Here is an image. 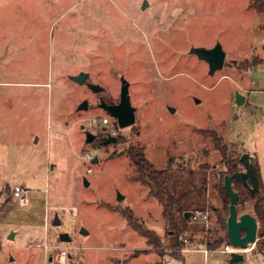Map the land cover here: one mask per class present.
Segmentation results:
<instances>
[{"label":"rangeland","instance_id":"374dc122","mask_svg":"<svg viewBox=\"0 0 264 264\" xmlns=\"http://www.w3.org/2000/svg\"><path fill=\"white\" fill-rule=\"evenodd\" d=\"M144 1L0 0V264H229L224 245L204 251L216 209L226 204L219 187L227 170L204 130L218 133L228 157H252L264 197V13L250 0ZM218 42L226 60L211 74L190 49ZM250 59L262 63L238 66ZM80 71L104 90L69 78ZM121 76L136 107L128 127L98 104L100 96L120 101ZM84 99L89 109L79 110ZM86 130L99 141L87 142ZM130 146L170 169L183 209L210 210L209 227L203 217L190 220L181 258L173 256L162 205L134 178ZM15 185L27 189V203L13 196ZM245 198L238 214L257 217L255 201ZM128 208L156 231L159 249L128 224ZM257 219L259 239L244 253L264 257ZM64 232L70 241L60 239Z\"/></svg>","mask_w":264,"mask_h":264},{"label":"trees","instance_id":"16d2710c","mask_svg":"<svg viewBox=\"0 0 264 264\" xmlns=\"http://www.w3.org/2000/svg\"><path fill=\"white\" fill-rule=\"evenodd\" d=\"M249 5L257 12L264 13V0H250ZM261 28L264 30V21L261 23ZM261 63L262 60L250 59L240 62L238 66L245 71H249L251 67ZM204 132L214 138L215 148L219 150L222 155V160L227 168L223 178L225 179L226 175H232L233 173L240 171V159L238 157H228V145L218 133L214 130H204ZM126 152L136 166L134 175L135 180L141 182L143 185H148L151 189L150 194L156 197L162 205L164 217L170 228V246L177 250L174 252L173 256L181 258L183 256L181 250L187 246L184 238L189 228L191 218L186 217L185 213L187 210L182 207L183 195L177 197L170 190V169H158L155 167L142 147L130 146ZM232 183L233 187L234 184H241L245 189L237 190L239 192V198L246 197L245 199L255 201V211L257 217L262 223L260 234L264 237V197L257 192L252 194L250 188L239 179L234 178ZM219 189L226 199V204L223 208L216 209L217 229H215L214 232H209V235L205 237L204 244L210 250L221 248L222 245L229 243L227 235V218L229 215L230 198L224 185H220ZM123 215L128 224L142 235L147 240L148 244L155 249H159L162 246V241L156 231L149 229L143 220L134 214L131 208L125 210ZM262 246L264 249V243ZM160 253L163 254V252Z\"/></svg>","mask_w":264,"mask_h":264},{"label":"water","instance_id":"95a60500","mask_svg":"<svg viewBox=\"0 0 264 264\" xmlns=\"http://www.w3.org/2000/svg\"><path fill=\"white\" fill-rule=\"evenodd\" d=\"M148 4V1L145 0L143 7ZM190 52L196 54L200 59L205 60L209 65V72L211 74L215 73L217 70L224 67L226 60V52L223 49L221 43H216L213 47L206 46H192ZM89 72L80 71L78 74H71L69 78L76 81L79 84H86L94 93H100L104 90V86L89 81ZM121 91H120V101L116 104H108L104 99H101L100 105L109 111L112 115L117 117L118 124L120 127H128L136 122V107L132 105L130 97V82L124 77H121ZM238 104H243L245 101V96L241 93H237ZM79 110L89 109V100L84 99L78 106ZM84 128V126H83ZM86 141L92 142L95 138V134L90 130H86ZM116 137L111 136L108 138L107 142H115ZM95 161L98 160L96 157ZM240 161L245 166V171H237L232 175H226L224 179V186L230 198L229 203V215L227 218V235L228 241L235 247L246 248L249 246L256 245L259 229V221L257 217L251 212L247 211L242 214H238L237 203L239 200V192L233 187V179L241 180L245 185H247L252 194H255L260 185L259 175L257 172V166L252 161V157L248 153H244L240 157ZM252 185H250V183ZM85 183L89 185V181L85 179ZM3 194V191L0 190V196ZM124 195L118 193V199H123ZM186 217L190 218L191 211H186ZM54 224H59V216L55 215ZM82 232L87 233L85 229H82ZM15 232L12 231L9 234V238H14ZM60 239L62 241H70L71 237L67 232L60 234ZM247 256L242 252H232L229 258V264H239L245 262ZM50 260L52 258L50 257Z\"/></svg>","mask_w":264,"mask_h":264},{"label":"built area","instance_id":"2783aa9c","mask_svg":"<svg viewBox=\"0 0 264 264\" xmlns=\"http://www.w3.org/2000/svg\"><path fill=\"white\" fill-rule=\"evenodd\" d=\"M13 196L19 198L20 200H22V201L25 202V203H27V202L29 201V197H28V195H27V189H26L25 187H23L22 185H15V186H14V189H13ZM202 217H203V219H204V221H205L206 226L209 227V223H210L211 219H210V210H209L208 208H204V209H199V210L193 211V212L191 213V216H190L191 220H193V221H198V222L202 219ZM184 241H185V243H186L187 246H188V244H189V240H188V238L185 237V238H184ZM234 247H235V246L232 245V244L229 242V243H226V244L223 246V248L220 249V251H222L223 253L229 254V255H230L232 252H240V251L237 250L239 247H235L236 250H233ZM188 249H189V248H188ZM204 251H205L206 253H208V252H209V249L206 248ZM242 253H243V252H242ZM67 254H68V251H67L66 249H63V250H61V252H60V257H64V256L67 255ZM247 258H248V256H247ZM247 258H246V259H247Z\"/></svg>","mask_w":264,"mask_h":264},{"label":"bare ground","instance_id":"6f19581e","mask_svg":"<svg viewBox=\"0 0 264 264\" xmlns=\"http://www.w3.org/2000/svg\"><path fill=\"white\" fill-rule=\"evenodd\" d=\"M249 247L246 248L239 247L237 250L244 253V251ZM233 250H236V248L234 247ZM247 256L248 258L246 259V264H264V257L262 254H259L257 257H252V255L250 254H247Z\"/></svg>","mask_w":264,"mask_h":264},{"label":"flooded vegetation","instance_id":"af4514ba","mask_svg":"<svg viewBox=\"0 0 264 264\" xmlns=\"http://www.w3.org/2000/svg\"><path fill=\"white\" fill-rule=\"evenodd\" d=\"M121 77H122V76H121ZM121 86H122V82H121ZM101 99H104V98L100 96V103H101ZM104 100H105V99H104ZM105 102L108 103V104H116V103H110V102H107L106 100H105ZM100 103H98V104L100 105ZM100 107H102V106L100 105ZM102 108H103V107H102ZM109 137H111V136H109ZM109 137H108V138H109ZM94 140H95V141H96V140L99 141V137H98V136H95ZM107 140H108V139H107ZM104 141H105V140H104Z\"/></svg>","mask_w":264,"mask_h":264},{"label":"crops","instance_id":"0c3cea01","mask_svg":"<svg viewBox=\"0 0 264 264\" xmlns=\"http://www.w3.org/2000/svg\"><path fill=\"white\" fill-rule=\"evenodd\" d=\"M192 213V212H191ZM205 241H203V243H204ZM210 250V249H209Z\"/></svg>","mask_w":264,"mask_h":264}]
</instances>
